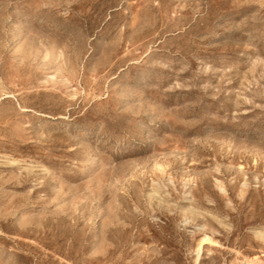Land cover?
<instances>
[{
	"label": "rangeland",
	"instance_id": "obj_1",
	"mask_svg": "<svg viewBox=\"0 0 264 264\" xmlns=\"http://www.w3.org/2000/svg\"><path fill=\"white\" fill-rule=\"evenodd\" d=\"M264 264V0H0V264Z\"/></svg>",
	"mask_w": 264,
	"mask_h": 264
},
{
	"label": "bare ground",
	"instance_id": "obj_2",
	"mask_svg": "<svg viewBox=\"0 0 264 264\" xmlns=\"http://www.w3.org/2000/svg\"><path fill=\"white\" fill-rule=\"evenodd\" d=\"M250 264H261V263H260V260L259 261L258 260H255V261L251 262Z\"/></svg>",
	"mask_w": 264,
	"mask_h": 264
}]
</instances>
